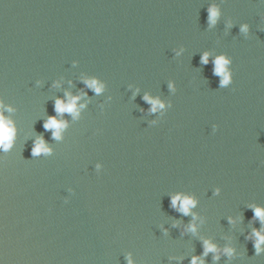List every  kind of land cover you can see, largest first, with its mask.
<instances>
[{
	"label": "water",
	"instance_id": "1",
	"mask_svg": "<svg viewBox=\"0 0 264 264\" xmlns=\"http://www.w3.org/2000/svg\"><path fill=\"white\" fill-rule=\"evenodd\" d=\"M0 113V264H264V0H0Z\"/></svg>",
	"mask_w": 264,
	"mask_h": 264
},
{
	"label": "clouds",
	"instance_id": "2",
	"mask_svg": "<svg viewBox=\"0 0 264 264\" xmlns=\"http://www.w3.org/2000/svg\"><path fill=\"white\" fill-rule=\"evenodd\" d=\"M218 16V9L215 5H212L209 9V20L212 23H215L216 18ZM247 26H244L242 30H246ZM202 62L207 63V54H205L202 57ZM228 61L221 56L220 58L215 60V68L214 72L215 74L219 75L221 73H224V78L221 81V86H224L228 83V74L224 72L225 65ZM86 84L93 88L96 93H100V91L103 88V84L98 82L96 79H89L86 80ZM153 104V111L156 108V105L158 101L152 100L150 97H145ZM80 99V96H71L68 95V101L65 103L61 99H57L55 102V111L57 113H63V112H69L74 113L76 108V102ZM163 107V105H160ZM80 108L84 107V104L79 105ZM66 127V124L64 121H59L55 116L49 117V119L44 123V128L46 130L51 129L53 130V137L59 138L60 137V130L62 128ZM15 127L13 126L12 122L7 119L2 113H0V146H2L4 151H7L13 143L14 137H15ZM41 152L47 154L50 152V149L45 146V142L42 137L37 138L35 141L34 148L32 150V155H39ZM99 167V165L97 166ZM171 204L174 208H178L180 212H182L184 215H188L193 207L196 205V200L190 196H184L181 197L180 195H175L172 197ZM254 217L259 218L261 221V229L256 230L254 229L253 232L250 234L251 237H255V248L256 252L259 253L261 251L262 245H264V208L261 207H254L253 209ZM193 219L195 220V216H193ZM230 222H234L232 218H229ZM191 231L196 230L195 223L191 224L189 226ZM234 249L231 247H226L224 249V252H226L229 256L233 254ZM208 252H216L218 253L217 247L215 244L210 242L209 240L204 241V255H207ZM219 255L217 254L214 256V259H218ZM129 264H132L131 257H129ZM192 264H203V260L198 257H193Z\"/></svg>",
	"mask_w": 264,
	"mask_h": 264
}]
</instances>
